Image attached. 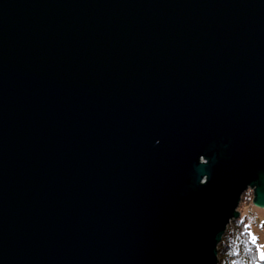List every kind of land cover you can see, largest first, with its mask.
Instances as JSON below:
<instances>
[{"label":"water","instance_id":"95a60500","mask_svg":"<svg viewBox=\"0 0 264 264\" xmlns=\"http://www.w3.org/2000/svg\"><path fill=\"white\" fill-rule=\"evenodd\" d=\"M264 207V0H0V264H218Z\"/></svg>","mask_w":264,"mask_h":264},{"label":"trees","instance_id":"16d2710c","mask_svg":"<svg viewBox=\"0 0 264 264\" xmlns=\"http://www.w3.org/2000/svg\"><path fill=\"white\" fill-rule=\"evenodd\" d=\"M244 211L234 219L219 244L218 264H264V259L258 255L257 242H253L251 235L250 211Z\"/></svg>","mask_w":264,"mask_h":264},{"label":"rangeland","instance_id":"374dc122","mask_svg":"<svg viewBox=\"0 0 264 264\" xmlns=\"http://www.w3.org/2000/svg\"><path fill=\"white\" fill-rule=\"evenodd\" d=\"M248 192V193H247ZM243 198H241L240 204L238 206V210L242 213H244V210L250 211V217H251V235L256 238L257 247H258V255L261 259H264L262 257V254H264V207H258L254 205L253 199H254V191L252 188H249L246 191V194L242 195ZM254 215L257 217L255 218ZM234 219L231 221L228 227L232 226ZM228 230V229H227ZM227 233V231L225 232ZM219 247V246H218ZM219 257V256H218Z\"/></svg>","mask_w":264,"mask_h":264},{"label":"snow or ice","instance_id":"6c2138e0","mask_svg":"<svg viewBox=\"0 0 264 264\" xmlns=\"http://www.w3.org/2000/svg\"><path fill=\"white\" fill-rule=\"evenodd\" d=\"M264 226V225H262ZM256 238L253 236V242H255ZM262 257H264V254H262Z\"/></svg>","mask_w":264,"mask_h":264},{"label":"built area","instance_id":"2783aa9c","mask_svg":"<svg viewBox=\"0 0 264 264\" xmlns=\"http://www.w3.org/2000/svg\"><path fill=\"white\" fill-rule=\"evenodd\" d=\"M254 217H256V215H254Z\"/></svg>","mask_w":264,"mask_h":264},{"label":"bare ground","instance_id":"6f19581e","mask_svg":"<svg viewBox=\"0 0 264 264\" xmlns=\"http://www.w3.org/2000/svg\"><path fill=\"white\" fill-rule=\"evenodd\" d=\"M256 217H257V216H256ZM256 217H255V218H256Z\"/></svg>","mask_w":264,"mask_h":264}]
</instances>
